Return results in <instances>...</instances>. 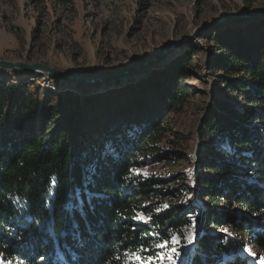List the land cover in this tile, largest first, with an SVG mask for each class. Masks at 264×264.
<instances>
[{"label": "trees", "instance_id": "1", "mask_svg": "<svg viewBox=\"0 0 264 264\" xmlns=\"http://www.w3.org/2000/svg\"><path fill=\"white\" fill-rule=\"evenodd\" d=\"M214 41L224 53L209 68L222 74L214 92L225 85L235 104L212 103L199 129L201 139L217 140L199 156L197 199L185 178L144 174L180 161L163 147L166 112L186 105L178 82L162 94L164 109L145 99L115 128L94 130L96 105L84 115L72 93L46 90L39 101L24 85L0 83V264H137L132 253L159 264L171 244L154 246L173 236L184 264H260L264 42L236 49Z\"/></svg>", "mask_w": 264, "mask_h": 264}, {"label": "rangeland", "instance_id": "2", "mask_svg": "<svg viewBox=\"0 0 264 264\" xmlns=\"http://www.w3.org/2000/svg\"><path fill=\"white\" fill-rule=\"evenodd\" d=\"M257 10H264V0H72L70 5L61 0H0V60L6 62L43 63L83 77L112 74L151 58L170 42L185 39L161 61L126 81L80 86L45 75L0 71V83L24 85L27 94L39 101L46 90L78 96L82 114L88 115L89 105L98 108L95 116L89 113L94 130L115 128L123 117L140 112L145 99L153 101L154 111L164 109L162 94L178 82L188 94L186 105L166 112L169 134L163 147L176 152L180 161L170 167L156 165L147 174L185 178L193 189L189 199H197L199 156L217 140L201 139L199 129L212 103L235 104V95L225 85L218 89L221 94L214 92L222 74H211L209 68L224 54L214 40L234 44L236 49L263 43L264 14L198 30L222 17ZM201 217L202 213L196 217L198 224ZM240 241L246 242L247 237L240 235ZM184 258L174 257L175 264H184ZM158 262L169 264L166 256Z\"/></svg>", "mask_w": 264, "mask_h": 264}, {"label": "water", "instance_id": "3", "mask_svg": "<svg viewBox=\"0 0 264 264\" xmlns=\"http://www.w3.org/2000/svg\"><path fill=\"white\" fill-rule=\"evenodd\" d=\"M264 14V10L257 11H244L238 14H232L225 17H222L216 21H212L208 24H204L201 29H205L206 27L217 25L219 23L231 22L236 20H245L255 18L257 16H261ZM197 31V32H198ZM185 39L177 40L174 42H170L168 45L163 47L159 52L154 54L151 58H148L145 61H142L140 64L136 66L126 68L125 70L115 72L112 74H102V75H94L83 77L79 75H73L56 68L50 67L43 63H22V62H6L0 60V71L4 73H27L34 75H45L49 79L58 80L60 82H65L70 85H80V86H90L99 83H110V82H118L132 73H136L139 70H142L144 67L149 66L151 64H155L158 61H161V58L166 57L172 51H174Z\"/></svg>", "mask_w": 264, "mask_h": 264}, {"label": "snow or ice", "instance_id": "4", "mask_svg": "<svg viewBox=\"0 0 264 264\" xmlns=\"http://www.w3.org/2000/svg\"><path fill=\"white\" fill-rule=\"evenodd\" d=\"M137 174H139L137 172ZM145 175H147V173H144ZM165 208L168 207L167 205L164 206ZM135 219L140 220L141 222L147 223L149 218L144 217L142 214H138L136 217H134ZM225 232H227V230H224ZM229 236H231V233H228ZM185 242L186 243H192L193 240V236L191 234H189L188 236H186L185 238ZM169 244H171V247L168 250L167 253V260L169 261V264H175V259L174 257L179 256V252H178V248L180 247V239L179 237L173 236L171 238V240H167L162 244H157L154 247H159V248H168ZM144 251H148L147 249H143ZM132 258L137 261V264H148L149 261L152 260V257L149 256L147 258H142L141 256L137 255L136 253H132ZM254 255V254H253ZM158 258L163 260L164 257H160L159 254H157ZM260 264H264V258H261L260 260Z\"/></svg>", "mask_w": 264, "mask_h": 264}, {"label": "bare ground", "instance_id": "5", "mask_svg": "<svg viewBox=\"0 0 264 264\" xmlns=\"http://www.w3.org/2000/svg\"><path fill=\"white\" fill-rule=\"evenodd\" d=\"M144 68H148V66H146V67H144ZM143 70H139L137 73H141ZM135 76H137L135 73H132V74H130V75H128V77H126L127 79H124L123 81H126V80H130V79H132V78H134ZM9 78H11V76L9 77ZM62 83H65V82H62ZM67 84V83H66ZM70 85V84H69Z\"/></svg>", "mask_w": 264, "mask_h": 264}]
</instances>
